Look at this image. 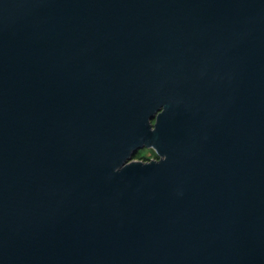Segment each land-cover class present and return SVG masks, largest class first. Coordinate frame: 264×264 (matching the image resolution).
I'll return each mask as SVG.
<instances>
[{
  "label": "water",
  "instance_id": "95a60500",
  "mask_svg": "<svg viewBox=\"0 0 264 264\" xmlns=\"http://www.w3.org/2000/svg\"><path fill=\"white\" fill-rule=\"evenodd\" d=\"M0 264H264V0H0Z\"/></svg>",
  "mask_w": 264,
  "mask_h": 264
},
{
  "label": "flooded vegetation",
  "instance_id": "af4514ba",
  "mask_svg": "<svg viewBox=\"0 0 264 264\" xmlns=\"http://www.w3.org/2000/svg\"><path fill=\"white\" fill-rule=\"evenodd\" d=\"M153 123H155V119L153 120ZM144 150H140L139 152L136 153V155L133 157L132 160H136V159H139V160H144V161H148V160H153V159H158V155L156 153V151L154 149H151V156H146L144 153H143Z\"/></svg>",
  "mask_w": 264,
  "mask_h": 264
},
{
  "label": "rangeland",
  "instance_id": "374dc122",
  "mask_svg": "<svg viewBox=\"0 0 264 264\" xmlns=\"http://www.w3.org/2000/svg\"><path fill=\"white\" fill-rule=\"evenodd\" d=\"M141 150H144L143 153L146 155V156H151V148H143Z\"/></svg>",
  "mask_w": 264,
  "mask_h": 264
}]
</instances>
